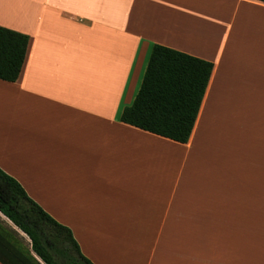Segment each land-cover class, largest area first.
I'll use <instances>...</instances> for the list:
<instances>
[{
    "label": "crops",
    "instance_id": "crops-1",
    "mask_svg": "<svg viewBox=\"0 0 264 264\" xmlns=\"http://www.w3.org/2000/svg\"><path fill=\"white\" fill-rule=\"evenodd\" d=\"M0 26L29 36L0 167L87 258L264 264L263 1L0 0ZM155 44L214 64L187 143L120 119Z\"/></svg>",
    "mask_w": 264,
    "mask_h": 264
},
{
    "label": "trees",
    "instance_id": "trees-1",
    "mask_svg": "<svg viewBox=\"0 0 264 264\" xmlns=\"http://www.w3.org/2000/svg\"><path fill=\"white\" fill-rule=\"evenodd\" d=\"M264 2V0H261ZM27 34L0 26V79L21 73ZM214 64L155 44L139 91L120 115L142 130L187 143L193 132ZM0 261L3 264H94L72 230L33 200L21 183L0 167Z\"/></svg>",
    "mask_w": 264,
    "mask_h": 264
}]
</instances>
